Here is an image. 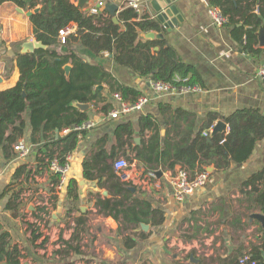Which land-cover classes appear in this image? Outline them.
<instances>
[{"label": "crops", "instance_id": "0c3cea01", "mask_svg": "<svg viewBox=\"0 0 264 264\" xmlns=\"http://www.w3.org/2000/svg\"><path fill=\"white\" fill-rule=\"evenodd\" d=\"M72 1L78 4V0ZM213 1L173 0L184 21L170 31L161 24L164 38L160 39L166 40L184 62L200 73L202 89L199 91L158 93L150 85L151 77H141L128 67L117 64L112 55L103 52L94 55L83 46H77L85 61L102 63L120 85L133 87L149 101L140 110L130 111L117 119L111 118L109 112L118 106L113 97L117 92L104 83L99 85L102 88L97 87L102 92V102L79 101L89 104L87 110L71 103L78 111L87 112L90 119L98 124L90 131H77L74 126L56 131V137L77 131V142L66 155L70 163L68 180L52 196L51 217L40 222L35 220L40 210L37 205L47 201L46 193L51 192V184L55 181L49 165L40 166L38 157L41 155L39 150L45 148L43 145L50 140L52 132H34L30 111L24 114L26 129L18 141L23 140L31 146V152L20 157L13 147L11 157L0 158V236L3 233L8 235L9 249L19 248L22 253L20 264H106L104 261L111 264H234L240 250L248 248L264 233L262 223L251 217L263 211L249 210L246 192L249 188L245 185L249 177L264 170V137L257 141L253 153L244 162H233L222 171L214 166L207 167L210 173L207 183L183 201L176 199L169 180L170 172L182 167L180 164L174 170L158 169L162 172L160 187L150 183L143 188L129 183L133 194L127 203L147 200L153 208L164 212V221L157 225L141 222L136 226L132 221L126 226L121 214L116 218L101 213L97 199L112 197L111 191L106 186L101 187L99 178L85 176L84 161L90 159L99 146H104L109 152L114 151L113 164L120 157L129 160L134 167L132 173L151 170L136 157L135 146L140 145L143 139L148 141L155 132L152 127L142 133V116L153 115L158 124L159 148L163 149L166 141L178 138L172 120L178 111L183 114L178 120L181 129H186L193 122L195 130L214 113L220 117L214 125L241 109L258 110L264 115V80L256 76L258 67L264 63V46L260 44L258 32L257 41L249 48L234 35L232 26L215 24L208 12L214 5ZM95 3L96 0H90L84 8L89 10ZM142 4L137 9L140 16L148 14L151 19H157L150 5L144 8ZM18 7L11 2L0 5V91L18 83L21 73L16 54L22 53L26 42L36 39L29 17L19 12ZM143 34L141 36L145 38ZM68 65L72 67V64ZM106 104L108 112L104 111ZM125 123L132 124V131L134 128L130 138L122 130L119 137L118 128ZM227 127L226 123L224 132ZM212 132L205 137L206 143L213 142ZM138 138L139 141L136 140ZM53 148L57 154L62 145ZM96 173L101 174L103 180L107 177V172L97 170ZM73 180L76 181L77 201L68 195ZM78 218H86V224L77 227ZM142 224H147L148 229H144ZM33 231L40 236L34 238ZM140 232L149 234L148 238L137 237ZM74 234L80 235V240L74 239ZM128 237L137 241L135 246L126 245ZM0 264L11 263L5 259Z\"/></svg>", "mask_w": 264, "mask_h": 264}, {"label": "trees", "instance_id": "16d2710c", "mask_svg": "<svg viewBox=\"0 0 264 264\" xmlns=\"http://www.w3.org/2000/svg\"><path fill=\"white\" fill-rule=\"evenodd\" d=\"M4 2H11L27 11L41 7L29 20L33 35L47 47L38 48L34 52L17 53L20 80L15 86L0 91V158L13 155L14 144L24 135L26 129L24 114L27 110L30 111L34 132H52L50 140L43 145L45 148L39 150L41 155L38 157L40 166H48L50 161L56 158L64 164L66 155L77 142V131L65 137H56V131L90 119L87 112H80L71 106L74 100L102 102L104 98L97 87L104 83L126 100L135 102L142 96L133 87L120 85L102 63L91 64L85 61L78 51V45L94 55L108 52L117 64L128 67L141 77H151L177 86H201L202 80L198 70L184 62L166 40L146 39L141 36L142 33L151 31L161 32V23L157 19H151L148 14L140 16L137 9L131 5H122L117 13V23L106 9L98 14H91L72 0H0V5ZM213 4L220 7L223 15L227 17L225 24L232 26L234 35L252 48L257 41L259 28L264 25V0H214ZM72 21L78 23L77 34L70 36L68 41L62 44L58 39L59 30ZM69 63L72 64V69L67 75L64 67ZM185 78L188 79L184 81ZM108 110L106 104L104 111ZM182 117L183 114L178 111L172 118L175 127L173 129L179 139L166 141L163 149L159 148L158 124L153 115L140 118L142 133L146 129L155 128L148 141L143 139L140 145L135 146L136 157L149 169L174 170L175 166L180 164L191 173L207 170L209 166H214L219 171L227 170L233 162L241 163L247 160L257 141L264 137V115L254 109H241L224 117L229 131L215 134L212 143L205 142L202 131L209 129L215 120L220 119L218 114H211L196 130L193 122L186 129H181L178 120ZM120 130L126 132L129 138L134 134L131 123L120 125L118 132ZM118 134L121 137L120 132ZM102 141L104 143L105 139ZM55 145H62V150L57 154L53 148ZM119 146L122 144L119 143ZM114 156V151L109 152L104 146H99L92 157L84 161L85 176L89 179L99 178L101 187H108L112 194V197L97 199L99 211L116 218L121 214L126 226L132 221L136 226L141 222L161 224L165 219L164 212L153 208L149 201L139 199L131 204L127 203L133 193L129 183L123 181L116 173L112 161ZM97 170L107 172L105 180L101 174L96 173ZM20 171L22 169L17 171L16 177L20 175ZM59 176L54 173L53 180L57 182ZM75 184L74 180L70 182L68 195L77 201ZM245 185L249 188L246 191L250 203L249 210L264 212V170L249 177ZM86 222V218H78L77 227L85 225ZM33 235L34 238L40 236L36 231H33ZM148 236L149 234L144 232L137 234L141 239ZM73 237L80 240V235L74 234ZM136 243L134 238L133 241L129 237L126 239V245L129 247L135 246ZM8 246V235L3 233L0 236V263L7 259L11 264H20L21 251L18 247L9 249ZM247 250L251 254V262L264 264V233L256 242H251L248 248L240 250L234 264H242L241 259Z\"/></svg>", "mask_w": 264, "mask_h": 264}, {"label": "built area", "instance_id": "2783aa9c", "mask_svg": "<svg viewBox=\"0 0 264 264\" xmlns=\"http://www.w3.org/2000/svg\"><path fill=\"white\" fill-rule=\"evenodd\" d=\"M107 3L108 2L106 0H96V3L92 5L88 11L91 14H98L102 11L103 8L106 7ZM125 3L127 5L133 6L136 9H140L142 3L144 8L149 7V0H145L144 2H142V0H127ZM208 12L211 18L213 19V21L215 22V24L224 25L227 22V17L223 15L220 7L214 5L210 6ZM77 31H78V23L75 21H72L66 26L62 27L59 30V34H58V39L60 43L65 44L70 36L77 34ZM103 53L106 55L109 54L108 52H103ZM256 76L264 80V63H262L258 67ZM187 79L185 78L184 81H186ZM177 80H181V79L177 78ZM150 85L152 89H154L158 93H184L190 91L191 92L199 91L202 89L198 85L177 86L170 82H165L155 79L150 80ZM113 97L116 101H118V106L109 112V116L114 119H117L121 117V115L126 114L130 111L142 109L143 106L149 101V98L145 95L141 96L134 103H129L128 101H126L120 93H114ZM97 124L98 122L96 120L89 119L79 125H75L73 129L77 131H84V130L90 131L95 126H97ZM214 127L215 125L211 126L208 130L204 131L203 136L209 137ZM228 131H229V126L227 127V131L225 133H228ZM14 150L17 152V154L20 157H24L31 152V146H28L23 140H20L17 143H15ZM114 166L121 179L127 183L138 186L141 185L143 188H146L150 183H152L156 187L161 186L159 171L150 170L147 172H141L135 170L132 173L134 167L130 163V161L124 157L118 158L114 162ZM49 169L50 171H52V173H58L60 176L57 182H53L51 184V192L46 193L47 201L45 202L41 201L37 205V207H40V210L38 212L39 217L37 218L38 222H40L41 220L45 221L51 217V213L49 212V209H50V202L52 196L55 194V190L62 189L65 186L68 180L70 163L66 159V162L62 164L59 161V159L56 158L50 161ZM1 172H2V168L0 165V175ZM209 174L210 173L208 170L196 171L195 173H191V171L183 167H180L175 171L170 172L169 180L172 184V189L176 199L179 201H183L184 199H186V197L193 194L198 188L204 186L208 181ZM250 258H251V254L249 253V250H247L241 259V263L245 264L246 262H250L251 264H255L254 261L252 262L250 261Z\"/></svg>", "mask_w": 264, "mask_h": 264}, {"label": "water", "instance_id": "95a60500", "mask_svg": "<svg viewBox=\"0 0 264 264\" xmlns=\"http://www.w3.org/2000/svg\"><path fill=\"white\" fill-rule=\"evenodd\" d=\"M90 0H78V6L84 7ZM127 0H108V3L105 7V9L113 15V20L115 22H119L117 13L122 7V5ZM149 5L153 9V11L156 13L157 20L162 24V26L167 29L168 31L172 30L176 25L184 21L183 15L179 12V8L175 3H173V0H149ZM40 6L36 7L33 10L25 11L23 8L18 7V11L21 13H25L28 17L33 15L34 13L38 12L40 10ZM143 36L147 39H160L164 38L163 32H155L151 31L148 33H144ZM258 37L261 46H264V25L261 26V28L258 31ZM47 46L42 43L41 41H38L37 39L28 41L24 44L22 52H34L38 48H46ZM158 48L156 47L155 50ZM70 65H65L64 69L67 75H69L71 70ZM99 88H102V86H99ZM73 105L79 107L81 110H87L89 108V104H83L79 101H73ZM226 129V122L224 120H220L216 123L212 135H215L219 132H224ZM139 141V138L136 139ZM212 169V168H210ZM162 174L161 171H159V176ZM107 193V192H106ZM252 218L257 219L262 223L263 229H264V212L261 213H254L251 215ZM142 227L144 229H148L147 224H142ZM263 259H264V252L262 253ZM193 257V256H192Z\"/></svg>", "mask_w": 264, "mask_h": 264}, {"label": "rangeland", "instance_id": "374dc122", "mask_svg": "<svg viewBox=\"0 0 264 264\" xmlns=\"http://www.w3.org/2000/svg\"><path fill=\"white\" fill-rule=\"evenodd\" d=\"M37 218H35V220H36ZM35 228H37L38 230H39V227L35 224Z\"/></svg>", "mask_w": 264, "mask_h": 264}]
</instances>
